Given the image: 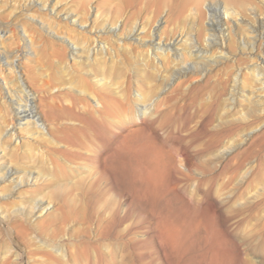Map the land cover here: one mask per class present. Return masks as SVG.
<instances>
[{
    "label": "rangeland",
    "instance_id": "374dc122",
    "mask_svg": "<svg viewBox=\"0 0 264 264\" xmlns=\"http://www.w3.org/2000/svg\"><path fill=\"white\" fill-rule=\"evenodd\" d=\"M40 1L42 3L35 5L34 0H0V31L3 33L0 46L14 55L27 44L29 54L22 58V63L23 68L30 67L36 72L35 79H29L31 86L37 94L45 90L52 99H57L52 100L56 110L48 118L49 131L56 122L81 126L64 106L65 96L66 93L83 96L77 90L84 88L87 79L95 73V76H105L109 90L110 85L113 89H126L129 68H137L140 83L137 80L134 83L135 92L137 89L155 95V90L147 91L160 82L161 76H154V83L148 80L154 69L141 66L139 59L122 58L120 72L119 67L113 69L108 57L98 64L101 55L92 54L88 60L86 54H77L78 62L69 48L74 46L73 39L92 42V31L114 23L117 15L123 17L135 12L142 16L148 11H157L155 8L162 2L175 6L182 0ZM212 1L206 0L203 4L206 14ZM46 3L56 7V12L52 14L51 9H46ZM201 5L193 6V11L198 10L197 7L202 9ZM233 5L246 16V21L253 20L252 11L264 16V0H233ZM165 7L153 19L154 24L160 19L162 28L169 20ZM70 13L77 24L64 18ZM222 13L226 50L233 57L212 65L209 75L194 81L193 86L199 88L194 90L192 101L189 98L183 101L180 96L167 98L160 110L164 122L140 130L127 123L128 112L119 103L108 113L107 125L88 120L93 128L84 127L86 134L80 144L84 154L104 147L100 156L103 155L101 171L97 170L94 154L88 159L63 162L49 139L43 138L35 128L22 129L18 150L13 140L6 138L17 155L0 157V168L12 163L18 168L32 172L38 169L42 173L39 177L32 176L31 181H24L23 185L10 181L0 183V264L4 262L5 250L13 246L6 241L10 229L3 223L1 211L13 213L26 204L28 208L30 201L40 198L51 204L42 214L36 213L32 220L33 227L37 226L33 231L38 232L41 241L57 244L67 239L82 245L77 251L74 249L75 259L68 257L65 264H264V84L261 86L256 78L253 80L248 70L257 59L242 53L239 42L236 44L237 33L246 27L237 24L234 16H228L223 9ZM208 19L207 15L197 19L193 27L207 28ZM49 24L56 34L49 31ZM120 32L124 33L123 28ZM197 36L195 32L199 45L207 44L205 38ZM100 38L106 46L117 44L110 33ZM63 53L69 67L61 62ZM255 54L264 56V35L256 44ZM3 63H0V120L9 121L7 103L13 99L8 94L3 98L6 88L2 82H5L4 76L12 79L14 74H9ZM233 76L242 86L241 93H228L218 102L213 100L223 86L231 90L228 82ZM95 87L101 88L100 85ZM256 88L259 90L254 91ZM206 113H212V118L207 119V127L196 134V123ZM27 130L35 131L33 137ZM28 147L37 153L30 154ZM110 154L114 159L127 162L129 169L131 162L136 165L144 161L139 174L130 182L117 178L115 172L125 169L107 164L104 157ZM86 209L91 221L83 223L80 216L87 214ZM113 218L118 219L116 227L101 233L99 229L110 225L108 222ZM96 245L102 248L103 255L98 262H90L85 252L92 248L94 251ZM43 248L40 250H47ZM45 261L43 264H64L65 260Z\"/></svg>",
    "mask_w": 264,
    "mask_h": 264
},
{
    "label": "bare ground",
    "instance_id": "6f19581e",
    "mask_svg": "<svg viewBox=\"0 0 264 264\" xmlns=\"http://www.w3.org/2000/svg\"><path fill=\"white\" fill-rule=\"evenodd\" d=\"M205 1L206 0H182L175 6L174 4L171 5L167 2H162L158 8H155L157 11H148L142 16H139L135 12H128L123 17L117 15L114 23L105 24L103 29L92 31V42L87 43L84 42L86 40L83 39L72 40L74 42V46L72 45V48L69 49H71V55L73 56V59L78 62L80 59L78 57L80 56H77V54H86L88 60L91 59L92 54L101 55L100 62L98 64L104 63V59L108 57L113 62V69L119 67L121 72V68L123 67L122 58L130 61L129 59L133 60L135 57L142 62L141 66L144 65L147 68L151 67L154 69H152L153 71H151L150 74L151 77L148 80L154 83V76H157L158 74L161 76L160 82L158 84H154L153 87L151 86L147 91V93H151L153 92L152 90H155V95L151 96L150 94H145L144 92L142 93L137 89L135 92L134 83H136V76L138 72L135 71L137 68L133 70L131 67L132 65L130 66L131 63L129 66L132 68V70L129 68L130 73L127 76L128 86L126 89H113L110 85L109 90L107 88L108 80H106L105 76H100L99 74V76H95V73L92 75L93 77H89V80L87 79V83L84 88L77 90V92L83 94V96H78V98L77 96L74 97L73 94L66 93L65 97L67 99H65L67 101L63 100L65 101L64 106L66 107L67 111L70 112L72 118H74L73 120H77L81 126L74 124L62 125L54 122L55 124H53L52 130L49 131L50 124H47V122L48 118H50V116L53 115L52 113L56 110L55 102L52 101L56 98L52 99L50 94H48L45 90L42 91L43 94H37L31 86L29 79H35L36 72L30 67H28V69L23 68L25 66L22 63V58H25V56L29 54V50L27 51V44L25 48L20 49L14 55L0 46V63L2 64L4 62L3 65L6 64V70L9 71V74H14L12 79L7 75L4 76L3 79L5 82H2V86H4V89L6 88V92H2L3 98H5V95L8 94V96H10L13 100L10 102L8 101L7 103L9 106H7V108L10 109V111H8L10 113L9 121L6 119H1L2 121L0 120V157H6L7 155H10L12 158L13 156L15 157L17 153L15 152V149H10L9 145L12 144H8V139L6 140V138H11L13 143H15V146L18 147V150L20 144L22 143V131L25 129L24 127H32L35 128V131H37L39 134L42 133L41 136H44L43 138L47 137L46 139H49L50 143L53 144V150L55 154L59 159H62L63 162L70 161L69 163H71L73 160L78 161L79 159H88L92 156V154H94V162L97 170L101 171L103 168V159H101L103 155L101 158L100 156L102 153V148L104 149V147H99L97 148L98 150H94L95 148L93 150H88L87 155L84 154L85 151H83L84 149L80 144L81 137L86 134L84 127H91L88 125V120L93 119V121H96L98 124L107 125L110 122V120L107 118L108 113L116 107L117 103H119L121 106L125 107L128 112L127 123H130L136 127V129L140 130L149 128L151 124L161 125L164 122V117L160 115V110L162 109L167 98L180 96L183 101H186L188 98L192 101L194 98V90L199 88V86H193L194 81L198 78L200 79L201 77L206 76L212 65L220 63L226 58L229 59L231 56L233 57V55L229 56L230 53L228 50H226V30L221 18L223 16L222 9L228 16H234L236 21H238L237 24L240 23V25L243 24L246 27L244 28L245 30H241V33H237L238 37L235 34V37L238 38V41H234H236V44L239 42L242 53H246L249 57H255L257 59V62H254L252 68H248V70H251L250 73L253 74L251 76H254L253 80L254 78L258 79L262 86V84H264V56L262 57L256 55L255 50L258 40L264 35V16H259L255 11H252L254 17L253 20L246 21V16H244V14L238 10L236 7L237 5H233V0H213L212 4L209 3L206 14L205 10H203V4H205ZM32 3L36 5L37 3L42 2L40 0H34ZM200 5L202 6V9L197 7L198 10L194 9L193 11V6ZM165 6L168 8L169 20L168 23L162 28V21L159 19L154 24L153 19L156 17V15H158V13L160 14V12L166 8ZM44 7L46 9H51L50 11L52 14L56 12V7L50 6V4L46 3L44 4ZM206 15L207 17L209 16V24L207 28H194L193 26H196L194 25L196 24V20L201 19ZM64 18H66L68 21H71L73 25L77 24L75 16H71V13L66 14ZM120 20H122V26L120 25ZM121 28H123L124 33L120 32ZM48 29L50 32L56 34L55 29L53 30L50 24L48 25ZM195 32L198 35V39L205 38L207 44L199 45L197 39L195 38ZM105 33H110L113 37L112 41L115 38L114 41H116L117 44L113 45L115 42H111L112 44H110V46H106V43H104L103 39L100 38V36ZM2 37L3 33L0 31V39ZM29 39L32 43L33 40L30 36ZM236 44L235 46L238 45ZM112 48H115V50ZM215 49L217 50L215 51ZM62 55L64 62L62 59L61 62L65 66L69 67L68 65H70V63H68L64 53ZM90 70L91 71H88L92 72V69ZM137 81L139 84L140 80ZM228 83L232 85L231 90L226 86H223V88L218 91L217 97L213 100L218 102L220 98L228 95V93L231 95H237L239 92L241 93L240 90L242 86L237 83L235 77L229 79ZM96 85H100L101 88L95 87ZM70 88L73 89V86H70ZM46 89L48 88L46 87ZM52 89L54 90L55 88ZM256 90L259 89H254V91ZM113 95L118 96L113 97ZM90 97H92L96 103L92 101ZM89 98L92 102L89 100ZM229 98L230 97H227V99ZM210 118H212V113H206L205 116L200 117L195 126L197 128L196 134H199L207 127L206 120ZM3 129H5L4 132H2ZM27 132H31L30 135L33 137L34 132L32 130H27ZM36 136L37 135L35 134L34 137ZM32 147H28V151L33 155L34 153L36 154L37 151H35L33 149L34 147ZM10 150H12L11 153ZM54 161L56 162H54L55 164L59 165L57 160ZM104 161L107 164H112L115 169H125L124 171L115 172L118 175L117 178H123L125 182H130L136 174H139V171L141 170V167L144 163V161H142L137 162L136 165H133L131 162L129 164V169L127 162L120 161L116 158L114 159L112 154L108 155L107 157L105 156ZM11 164L8 163V165L2 166L0 168V183L10 181L20 185L26 180L31 181L30 179L32 176L37 175L39 177L42 173V171L38 169L32 172L31 170H26L23 167L18 168V162L17 164L15 163L17 166H13ZM50 205V203L45 202V199L40 198L38 200L34 199L33 201H30L28 208H26V204V206L19 208L13 213H8L10 211H1L3 223L6 224L10 229L7 231L6 241L8 240L11 245H13L10 249L5 250L6 253L3 256L4 262L1 261L3 264H43L44 261L48 259L51 260L50 262L56 261L57 263L58 260H65L63 261L65 264L68 257L75 259L74 249L77 251L82 247V245L79 243H73L67 239H62V241L58 242L57 244H51L45 241L42 242L38 232L33 231L35 230L36 225L33 227L34 224L32 220L35 218L36 213L42 214L43 211L48 209ZM86 213L87 214H81L80 216L82 219L81 222L83 223L91 221L89 211L87 209ZM116 220L118 219L113 218L108 222L110 225L99 229V231L101 233H107L111 231L113 227H116ZM91 246L92 245L89 247L91 248ZM41 247H44L47 250L42 251L40 250ZM92 249L85 252V255L90 260V262L93 260L98 262L100 260V255H103V250L99 247V245L94 246V251H92Z\"/></svg>",
    "mask_w": 264,
    "mask_h": 264
}]
</instances>
